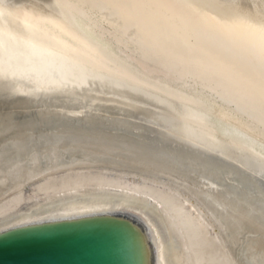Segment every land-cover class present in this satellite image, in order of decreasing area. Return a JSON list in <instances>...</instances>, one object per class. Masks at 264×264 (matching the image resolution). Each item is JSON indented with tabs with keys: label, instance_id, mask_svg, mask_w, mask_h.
<instances>
[{
	"label": "bare ground",
	"instance_id": "obj_1",
	"mask_svg": "<svg viewBox=\"0 0 264 264\" xmlns=\"http://www.w3.org/2000/svg\"><path fill=\"white\" fill-rule=\"evenodd\" d=\"M84 218L264 264V0H0V232Z\"/></svg>",
	"mask_w": 264,
	"mask_h": 264
},
{
	"label": "water",
	"instance_id": "obj_2",
	"mask_svg": "<svg viewBox=\"0 0 264 264\" xmlns=\"http://www.w3.org/2000/svg\"><path fill=\"white\" fill-rule=\"evenodd\" d=\"M0 264H139L116 221L84 218L0 232Z\"/></svg>",
	"mask_w": 264,
	"mask_h": 264
}]
</instances>
